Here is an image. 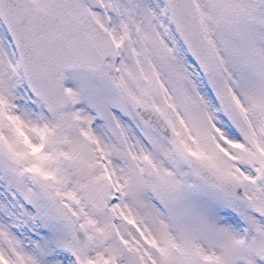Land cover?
<instances>
[{"label":"snow or ice","instance_id":"obj_1","mask_svg":"<svg viewBox=\"0 0 264 264\" xmlns=\"http://www.w3.org/2000/svg\"><path fill=\"white\" fill-rule=\"evenodd\" d=\"M0 264H264V0H0Z\"/></svg>","mask_w":264,"mask_h":264}]
</instances>
